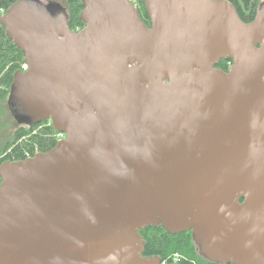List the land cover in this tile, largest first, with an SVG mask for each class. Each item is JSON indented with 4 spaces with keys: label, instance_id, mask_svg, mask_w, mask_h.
<instances>
[{
    "label": "water",
    "instance_id": "1",
    "mask_svg": "<svg viewBox=\"0 0 264 264\" xmlns=\"http://www.w3.org/2000/svg\"><path fill=\"white\" fill-rule=\"evenodd\" d=\"M82 3L80 30L54 0L0 13L27 65L13 116L64 134L0 166V264H161L149 226L264 264V1L245 22L228 0H144L150 26L130 0Z\"/></svg>",
    "mask_w": 264,
    "mask_h": 264
},
{
    "label": "trees",
    "instance_id": "2",
    "mask_svg": "<svg viewBox=\"0 0 264 264\" xmlns=\"http://www.w3.org/2000/svg\"><path fill=\"white\" fill-rule=\"evenodd\" d=\"M17 1L19 0H0V13H5ZM54 1H58L66 7L69 27L72 30H80L84 27L85 24L80 17L84 8L82 0ZM130 1L137 6L142 20L148 23L149 16L145 9L144 0ZM228 1L234 5L240 18L249 22L254 19L259 4L264 0ZM23 62L24 53L7 37L5 26L0 23V119L5 110H9L10 88L14 81V75L22 71ZM228 62H231L229 58L221 59L215 66L224 70ZM4 122H1L0 125L3 126ZM57 133L49 120L39 122L31 127L19 126L11 137L4 132L0 140V166L8 160L16 161L32 156L36 152L50 150L58 141ZM139 232L144 239L143 255L146 257L158 256L161 261H170L174 254H178L180 262L176 264H218L199 254L192 239L191 231L172 234L161 226H149Z\"/></svg>",
    "mask_w": 264,
    "mask_h": 264
},
{
    "label": "rangeland",
    "instance_id": "3",
    "mask_svg": "<svg viewBox=\"0 0 264 264\" xmlns=\"http://www.w3.org/2000/svg\"><path fill=\"white\" fill-rule=\"evenodd\" d=\"M1 122H4V123H3V126L0 125V140L4 132L7 133L9 137H11L13 133L15 132V130L17 129V127L24 125V124L19 123L17 119L13 116L10 107H9V110L8 109L5 110V112L2 114L0 123Z\"/></svg>",
    "mask_w": 264,
    "mask_h": 264
},
{
    "label": "flooded vegetation",
    "instance_id": "4",
    "mask_svg": "<svg viewBox=\"0 0 264 264\" xmlns=\"http://www.w3.org/2000/svg\"><path fill=\"white\" fill-rule=\"evenodd\" d=\"M148 26H150L151 25V23H150V19H149V21H148V23H146ZM230 64H231V62H228V64H227V67H226V69H224L225 71L228 69V67L230 66ZM15 96H16V99H18V101H20L21 99L19 98V92H18V90L16 91V94H15ZM28 113V115H27V118H28V121H29V123H25L24 125H26V126H28V127H31V126H34L35 124H37V123H39V121H36L35 120V115H34V113H29V112H27ZM37 123H36V122ZM44 121H48V120H44ZM42 122V121H41ZM32 124V125H31ZM64 136V134H62V133H57V137H59V139L60 138H62Z\"/></svg>",
    "mask_w": 264,
    "mask_h": 264
},
{
    "label": "built area",
    "instance_id": "5",
    "mask_svg": "<svg viewBox=\"0 0 264 264\" xmlns=\"http://www.w3.org/2000/svg\"><path fill=\"white\" fill-rule=\"evenodd\" d=\"M22 70H24V71L27 70V65H26L25 62H23V64H22ZM178 262H180V256L178 254H174L171 257V260L170 261L169 260H163V261H161L162 264H169V263L173 264V263H178Z\"/></svg>",
    "mask_w": 264,
    "mask_h": 264
}]
</instances>
